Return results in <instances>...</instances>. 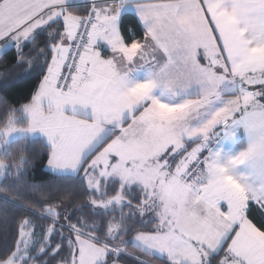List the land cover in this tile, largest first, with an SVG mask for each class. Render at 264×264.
I'll use <instances>...</instances> for the list:
<instances>
[{
    "label": "snow or ice",
    "instance_id": "snow-or-ice-1",
    "mask_svg": "<svg viewBox=\"0 0 264 264\" xmlns=\"http://www.w3.org/2000/svg\"><path fill=\"white\" fill-rule=\"evenodd\" d=\"M0 264H264V0H0Z\"/></svg>",
    "mask_w": 264,
    "mask_h": 264
},
{
    "label": "trees",
    "instance_id": "trees-1",
    "mask_svg": "<svg viewBox=\"0 0 264 264\" xmlns=\"http://www.w3.org/2000/svg\"><path fill=\"white\" fill-rule=\"evenodd\" d=\"M30 86H31L30 81H22L21 83L8 88L6 91H7V94L18 97V96L23 95L25 92H27Z\"/></svg>",
    "mask_w": 264,
    "mask_h": 264
}]
</instances>
